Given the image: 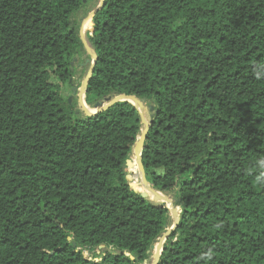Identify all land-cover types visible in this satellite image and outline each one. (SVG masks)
<instances>
[{"label": "trees", "instance_id": "trees-1", "mask_svg": "<svg viewBox=\"0 0 264 264\" xmlns=\"http://www.w3.org/2000/svg\"><path fill=\"white\" fill-rule=\"evenodd\" d=\"M84 6L0 0V264H146L171 225L126 179L134 106L62 94ZM87 28L85 103L154 105L142 163L180 214L157 264H264V0H104Z\"/></svg>", "mask_w": 264, "mask_h": 264}, {"label": "water", "instance_id": "water-1", "mask_svg": "<svg viewBox=\"0 0 264 264\" xmlns=\"http://www.w3.org/2000/svg\"><path fill=\"white\" fill-rule=\"evenodd\" d=\"M84 1V0H83ZM104 0L99 1V5L95 7L93 10L89 12L88 18L92 20V18L96 15V13L103 7ZM80 40L83 44V47L86 49V51L90 54L92 61L90 63V67L88 70V73L86 75V78L82 82L81 88L78 92V99L79 103L82 107V111L86 116L94 115L98 112H102L107 110L109 107L113 106L114 104L122 101H127L131 103L134 108L139 113V122L141 125V129L139 134L136 137V140L134 141L131 149L130 158L127 161V174L126 179L130 182L132 188L139 192L140 195L144 198H149L151 201L158 203L160 195L164 196V201L160 204L164 207H166L169 211L170 216L172 217V223L171 225L164 230V232L151 244L150 251H153V259L150 262V264H157L161 253L163 251L164 245L169 239L172 232H174L178 226L179 220H180V214L179 211L174 207L172 200L168 197V195L164 194L163 192L159 190H155L152 188L150 182L146 178L144 166L142 163V149L144 147V142L147 136V133L152 125V119L146 118L144 113L140 111L141 108H145L144 104L146 103L145 98H138L135 95L132 94H126V93H120V94H114L112 96L106 97L103 101L97 102L93 105L94 111L91 112L87 109L86 103L84 101L85 91L88 84V81L93 73L94 65L97 59L96 53L93 48H91L86 40L83 38L81 30L79 33ZM76 91V88H72V94H74ZM71 96L68 98V102L70 103ZM146 109L150 111L151 113L154 112V105L149 104ZM135 157V158H133ZM136 159H138V165H139V172H137L139 176V182L132 183V173L134 168V163L136 162ZM143 187L145 190L139 191L138 188ZM151 194L152 197H150L148 194ZM169 203V205H167ZM175 240V239H173ZM103 245H100L99 248H102ZM126 255H129V253H125Z\"/></svg>", "mask_w": 264, "mask_h": 264}, {"label": "rangeland", "instance_id": "rangeland-1", "mask_svg": "<svg viewBox=\"0 0 264 264\" xmlns=\"http://www.w3.org/2000/svg\"><path fill=\"white\" fill-rule=\"evenodd\" d=\"M99 1L100 0H84L85 6L83 7V9H81L79 12H77L74 16V20L76 21L78 27H79V33L81 30L82 36L83 38L86 40L87 44L91 47V45L89 44L88 41V28L87 25L85 27V29L83 30V24L84 21L86 19H88V15L89 12L91 10H93L95 7H97L99 5ZM91 21V20H90ZM83 47V44H82ZM92 48V47H91ZM92 61V58L90 56V54L86 51V49L83 47V49L79 50L73 57V61H71V68H72V77L70 80V85H64L62 88V94L64 97H66V99L68 100V98L71 96V101L70 104L74 105V109L77 110L79 113H82V107L79 103V99H78V92L81 88L82 82L84 81V79L86 78V75L88 73L89 67H90V63ZM72 88H76V91L74 94H72ZM149 105V103H145V109L142 111V113H144V115L146 116V118H150L151 117V112L148 111L146 109V107ZM86 107L89 111L93 112L94 108L93 106H89L86 104ZM133 175V174H132ZM139 182V176L138 174H136V176L134 178H132V183H137ZM140 190L143 191V187H139ZM165 194V193H164ZM152 197V196H150ZM163 202V200L161 198H159V202L161 203ZM170 221L172 223V217L170 216ZM151 254V260L146 263V264H150V262L153 259V251H150Z\"/></svg>", "mask_w": 264, "mask_h": 264}, {"label": "bare ground", "instance_id": "bare-ground-1", "mask_svg": "<svg viewBox=\"0 0 264 264\" xmlns=\"http://www.w3.org/2000/svg\"><path fill=\"white\" fill-rule=\"evenodd\" d=\"M89 22H90V19H89V18L86 19V20L84 21V24H83V30L85 29L86 25L89 24ZM144 109H145V108H141L140 111L142 112ZM133 158H135V157H133ZM133 172H134V173H132V174H133V178H134V177L136 176L137 172H139L138 159H136V162L134 163ZM138 189H140V188H138ZM143 190H145V189H143ZM141 191H142V190H141ZM148 195L151 196L150 193H149ZM159 198H161V199L164 201V196H163V195H160ZM167 205H169V203H167Z\"/></svg>", "mask_w": 264, "mask_h": 264}]
</instances>
